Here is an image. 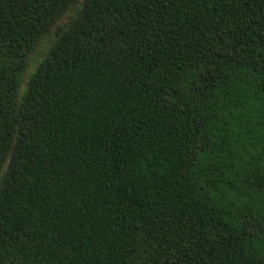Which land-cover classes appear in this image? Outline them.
<instances>
[{"label":"trees","instance_id":"obj_1","mask_svg":"<svg viewBox=\"0 0 264 264\" xmlns=\"http://www.w3.org/2000/svg\"><path fill=\"white\" fill-rule=\"evenodd\" d=\"M0 264H264V0H0Z\"/></svg>","mask_w":264,"mask_h":264}]
</instances>
